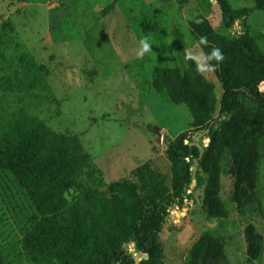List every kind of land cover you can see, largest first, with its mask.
Instances as JSON below:
<instances>
[{"label":"rangeland","instance_id":"rangeland-1","mask_svg":"<svg viewBox=\"0 0 264 264\" xmlns=\"http://www.w3.org/2000/svg\"><path fill=\"white\" fill-rule=\"evenodd\" d=\"M111 1L0 0V96L9 81L15 85L6 95L11 110L24 108L54 131L76 135L101 176L99 189L145 164L170 178L171 164L155 127L162 129V139L186 134L185 143L200 149L208 143L206 131L192 132L186 107L151 85L155 67L187 68L174 29L182 31L185 53L193 55L201 52L188 29L196 14L224 35L242 31L241 21L224 17L216 0H119L113 12L102 15ZM229 1L250 10L251 35L264 33V12L254 0ZM257 43L264 50V37ZM203 74L220 95L213 72ZM222 178L231 216L210 217L202 207L203 186L192 188L184 206L170 210L162 231L166 264H186L191 246L204 234L224 243L230 264H264V195L260 192L262 212L235 209L229 197L234 180ZM259 183L261 189L262 177ZM32 212L25 192L0 170V247L11 264H33L22 246ZM249 224L261 240L251 248L245 240Z\"/></svg>","mask_w":264,"mask_h":264},{"label":"trees","instance_id":"trees-1","mask_svg":"<svg viewBox=\"0 0 264 264\" xmlns=\"http://www.w3.org/2000/svg\"><path fill=\"white\" fill-rule=\"evenodd\" d=\"M118 1L112 0L101 14L113 12ZM216 2L224 17L241 21L240 33L222 34L201 13L188 21V29L201 52L210 54L216 47L225 56L213 71L221 94L191 59H185L187 68L183 71L167 66L153 69L152 88L186 107L193 133L207 131L208 143L202 149L164 135L162 145L171 164L169 179L145 164L129 178L99 189L96 185L103 184L101 176L80 139L54 131L24 108L11 110L6 95L15 85L5 82L0 96V170L21 187L33 208L22 237L30 262L166 264L162 231L170 210L182 208L192 188L203 186L202 207L210 217L222 220L231 216L232 210L222 196L224 175L234 180L229 192L233 208L263 211L264 50L257 39L264 33L251 35L248 8H235L229 0ZM254 3L264 12V0ZM173 35L186 57L182 31L176 28ZM202 36L208 38V45L199 44ZM194 180L196 184L191 187ZM245 240L248 248L253 242L261 244L251 224L245 228ZM140 251L146 257L137 260ZM0 264H11L1 247ZM186 264L230 263L224 243L204 234L191 246Z\"/></svg>","mask_w":264,"mask_h":264},{"label":"clouds","instance_id":"clouds-1","mask_svg":"<svg viewBox=\"0 0 264 264\" xmlns=\"http://www.w3.org/2000/svg\"><path fill=\"white\" fill-rule=\"evenodd\" d=\"M199 22V21H197ZM209 41L206 36H202L199 39L200 45H208ZM142 49L144 51L147 50V44L144 41H141ZM185 59H191L196 63L198 72H213L215 71L221 62L224 61L225 56L221 52L219 48L213 47L210 54H204L200 52L199 54L193 55L192 53H188ZM216 61V64H210V61Z\"/></svg>","mask_w":264,"mask_h":264},{"label":"water","instance_id":"water-1","mask_svg":"<svg viewBox=\"0 0 264 264\" xmlns=\"http://www.w3.org/2000/svg\"><path fill=\"white\" fill-rule=\"evenodd\" d=\"M154 132L158 135V140H159V142L162 141V133H163L162 129H161V128H158V127H155V128H154ZM206 132H207V131H206ZM185 136H186V134H184L183 136H181V137L179 138V142H180V143H183V142H184V138H185ZM196 138L198 139V137H196ZM190 145L192 146L193 144L190 143ZM196 146H197L198 148L200 147L199 144H196ZM197 166H198V163L196 162L195 165H194L193 168H192L193 176H194V174H195V171H196V167H197ZM195 184H196V181L194 180V181L192 182L191 187H193ZM167 222H168V220H167ZM136 256H137V260H139L140 257H146V255H143L142 251L136 253Z\"/></svg>","mask_w":264,"mask_h":264}]
</instances>
